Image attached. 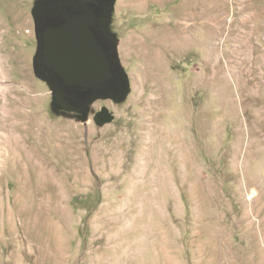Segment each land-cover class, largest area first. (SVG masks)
<instances>
[{
    "label": "rangeland",
    "instance_id": "rangeland-1",
    "mask_svg": "<svg viewBox=\"0 0 264 264\" xmlns=\"http://www.w3.org/2000/svg\"><path fill=\"white\" fill-rule=\"evenodd\" d=\"M37 1L0 0V264H264V0H117L131 94L86 122L34 73Z\"/></svg>",
    "mask_w": 264,
    "mask_h": 264
},
{
    "label": "water",
    "instance_id": "water-1",
    "mask_svg": "<svg viewBox=\"0 0 264 264\" xmlns=\"http://www.w3.org/2000/svg\"><path fill=\"white\" fill-rule=\"evenodd\" d=\"M117 0H42L32 11L37 50L35 75L45 81L57 110L86 122L99 100L122 103L131 94L129 75L109 28ZM98 123L113 121L104 109Z\"/></svg>",
    "mask_w": 264,
    "mask_h": 264
},
{
    "label": "bare ground",
    "instance_id": "bare-ground-1",
    "mask_svg": "<svg viewBox=\"0 0 264 264\" xmlns=\"http://www.w3.org/2000/svg\"><path fill=\"white\" fill-rule=\"evenodd\" d=\"M2 124V123H1ZM5 128V127H4ZM0 130H3L2 128H0ZM5 131H6V133L8 132V131H10L9 129L8 130H6L5 129ZM13 132H15V131H13ZM10 136V137H9ZM8 137H3V143L4 144H9L10 142L11 143H13L14 144V142L12 141V139L10 140V138H12L14 135L12 134V135H9ZM14 140H15V142L17 143V146H13V151L12 152H14L15 153V157H14V159L17 161V162H19V163H22L25 159H20L21 158V154H20V152L22 151L20 148H21V146L20 145H18V139H17V137H14ZM23 143V142H22ZM11 147V146H10ZM178 148V147H177ZM180 148V147H179ZM24 154V153H23ZM183 155V157H186V153L185 154H182ZM185 155V156H184ZM28 158V160H29V162L30 163H34V164H36L37 166H38V173H39V178H40V181H39V183H43L44 182V179H45V177L41 174V172H42V169H43V167H44V162H41L40 160H38L37 159V157L36 156H34V157H31V156H28L27 157ZM184 159H186V158H184ZM27 160V161H28ZM19 166V165H18ZM149 170V169H148ZM200 181V180H199ZM250 195V199H253V197H252V194H249Z\"/></svg>",
    "mask_w": 264,
    "mask_h": 264
},
{
    "label": "crops",
    "instance_id": "crops-1",
    "mask_svg": "<svg viewBox=\"0 0 264 264\" xmlns=\"http://www.w3.org/2000/svg\"><path fill=\"white\" fill-rule=\"evenodd\" d=\"M118 50H119V38H118ZM119 55H120V53H119ZM121 62H122V61H121ZM253 186L255 187V183H254ZM250 189L252 190V187H251Z\"/></svg>",
    "mask_w": 264,
    "mask_h": 264
},
{
    "label": "flooded vegetation",
    "instance_id": "flooded-vegetation-1",
    "mask_svg": "<svg viewBox=\"0 0 264 264\" xmlns=\"http://www.w3.org/2000/svg\"><path fill=\"white\" fill-rule=\"evenodd\" d=\"M105 109V107H102V110H104ZM98 114V113H97ZM97 118V115L95 116V119Z\"/></svg>",
    "mask_w": 264,
    "mask_h": 264
}]
</instances>
